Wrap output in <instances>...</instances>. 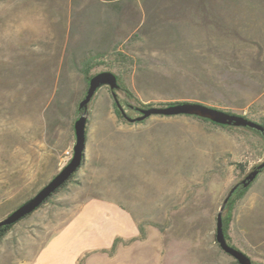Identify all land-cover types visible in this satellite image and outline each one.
Returning <instances> with one entry per match:
<instances>
[{
  "label": "rangeland",
  "instance_id": "obj_1",
  "mask_svg": "<svg viewBox=\"0 0 264 264\" xmlns=\"http://www.w3.org/2000/svg\"><path fill=\"white\" fill-rule=\"evenodd\" d=\"M117 52L124 62L114 61ZM95 54L108 65L91 74L121 75L141 102L116 90L130 117L139 114L128 105L179 101L264 117V0H0V220L71 159L88 88L81 62ZM114 101L108 86L97 92L86 112L84 165L6 235L0 262L31 257L95 197L161 219L141 222L163 235L151 232L131 249V264L161 243L167 264H237L216 241L217 215L228 191L264 160L263 135L193 116L129 122ZM230 209L229 243L264 264V170Z\"/></svg>",
  "mask_w": 264,
  "mask_h": 264
},
{
  "label": "crops",
  "instance_id": "obj_2",
  "mask_svg": "<svg viewBox=\"0 0 264 264\" xmlns=\"http://www.w3.org/2000/svg\"><path fill=\"white\" fill-rule=\"evenodd\" d=\"M143 221L161 219H142L117 200L93 197L60 223L31 257L0 264H131L126 258L131 249L138 244H147L151 232L160 237L163 235L162 230L154 224L143 225V235L140 230ZM155 249V252H148L145 256V248H139L145 252L141 253L144 256H140L136 264H167L165 261L169 249L163 243L155 246ZM195 261L192 264H206L200 259ZM171 264H178V261H172Z\"/></svg>",
  "mask_w": 264,
  "mask_h": 264
},
{
  "label": "water",
  "instance_id": "obj_3",
  "mask_svg": "<svg viewBox=\"0 0 264 264\" xmlns=\"http://www.w3.org/2000/svg\"><path fill=\"white\" fill-rule=\"evenodd\" d=\"M104 86H108L112 92L114 100L123 116L129 122H142L152 116L173 117V116H193L209 120L215 124L225 127L251 128L264 133V126L245 116L230 113L203 103L179 101L159 106H134L129 105L138 112L137 117H130L118 100L116 90H120L121 84L119 76L112 71H100L93 74L88 79V88L83 99L79 103V113L81 114L74 123L75 144L73 155L69 162L35 195L23 202L5 218L0 220V228L13 225L36 211L43 202L48 199L57 189H59L68 179L84 164L87 148V115L89 105L95 98L97 92ZM264 170V160L248 173L242 180L236 183L225 196L217 215L216 241L220 248L233 257L239 264H254L252 259L243 251L232 246L224 232V213L230 198L238 187L247 188L253 183Z\"/></svg>",
  "mask_w": 264,
  "mask_h": 264
},
{
  "label": "trees",
  "instance_id": "obj_4",
  "mask_svg": "<svg viewBox=\"0 0 264 264\" xmlns=\"http://www.w3.org/2000/svg\"><path fill=\"white\" fill-rule=\"evenodd\" d=\"M102 58H103V55H99V54H95V55H90V56H88V57H86L85 59H83L82 60V62H81V72L83 73V75H84V77H85V79H86V81H87V87H88V79L93 75V74H91V71L95 68V67H97V66H99L100 64H106V65H108V63H107V61H102ZM114 61L115 62H118V61H125L126 60V57H125V55L123 54V53H121V52H117L115 55H114ZM110 68H111V64H110V66H109ZM121 79H122V76L121 75H119V81H121ZM120 84H121V82H120ZM121 88L126 92V94H127V96L130 98V99H133V100H135L137 103H141L140 101H139V99L134 95V93L131 91V90H129L127 87H125V86H123L122 84H121ZM119 100V99H118ZM120 101V100H119ZM147 106H152L151 104H149V105H147ZM114 107H115V113L120 117V118H123V116H122V114H121V112H120V110H119V108H118V106H117V104H116V102L114 101ZM197 119H199V120H201V121H203V122H205V123H208V124H210V125H213V126H216V127H221V128H224V129H231V128H234V127H225V126H222V125H218V124H215V123H213V122H211V121H209V120H206V119H203V118H198V117H196ZM259 123L261 124V125H263L264 126V117H261V119L259 120ZM87 124H88V121H87ZM253 130V129H252ZM254 131H256V130H254ZM257 132H259L260 134H262L263 135V137H264V133H262V132H260V131H257ZM86 135H87V131H86ZM83 166V165H82ZM81 166V167H82ZM80 167V168H81ZM80 168L68 179V181L67 182H65L59 189H57L48 199H46L44 202H43V204H41V206L39 207V208H41L43 205H45L46 203H48L55 195H57L58 193H60L63 189H65L67 186H68V184L70 183V182H72L73 180H74V178L77 176V174H78V172H79V170H80ZM237 169L238 170H240V172L241 173H244L245 172V168L242 166V165H238V167H237ZM257 180V179H256ZM256 180L253 182V183H251L247 188H241V187H238V189H237V193L236 194H233V196L230 198V200H229V202H228V204H227V207H226V209L228 208V206L230 205V203H232V205H234L235 204V202L237 201V200H239V199H242L245 195H246V193L248 192V190L253 186V184L256 182ZM236 192V191H235ZM232 205H231V207H232ZM230 207V208H231ZM38 208V209H39ZM229 208V210L227 211V213L224 215V232H225V236H226V238H227V240H228V242L230 241V236H229V234H228V232H229V229H230V225H231V221H232V210ZM37 209V210H38ZM35 212V211H34ZM33 212V213H34ZM33 213H31V214H33ZM31 214H29V215H27L26 217H28V216H30ZM26 217H24L23 219H25ZM23 219H21V220H23ZM20 220V221H21ZM20 221H18L17 223H15V224H13V225H8V226H3V227H1L0 228V242L6 237V235L13 229V227L16 225V224H18ZM140 230H141V232H142V234L144 235V229H143V225L142 224H140ZM235 262L237 263V264H239L238 263V261H236L235 260Z\"/></svg>",
  "mask_w": 264,
  "mask_h": 264
},
{
  "label": "flooded vegetation",
  "instance_id": "obj_5",
  "mask_svg": "<svg viewBox=\"0 0 264 264\" xmlns=\"http://www.w3.org/2000/svg\"><path fill=\"white\" fill-rule=\"evenodd\" d=\"M120 104H121V106L123 107V109L125 110L126 113L130 110L129 107L127 108L126 106H123L122 103H121V101H120ZM236 193H237V190H236V192L234 194H236Z\"/></svg>",
  "mask_w": 264,
  "mask_h": 264
}]
</instances>
